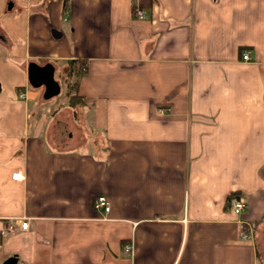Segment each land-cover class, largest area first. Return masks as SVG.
Returning <instances> with one entry per match:
<instances>
[{
    "label": "crops",
    "instance_id": "1",
    "mask_svg": "<svg viewBox=\"0 0 264 264\" xmlns=\"http://www.w3.org/2000/svg\"><path fill=\"white\" fill-rule=\"evenodd\" d=\"M0 46V102L84 63L78 115H0V227L27 221L2 264H264V0H0Z\"/></svg>",
    "mask_w": 264,
    "mask_h": 264
},
{
    "label": "rangeland",
    "instance_id": "2",
    "mask_svg": "<svg viewBox=\"0 0 264 264\" xmlns=\"http://www.w3.org/2000/svg\"><path fill=\"white\" fill-rule=\"evenodd\" d=\"M20 35L17 37L18 39L14 43V47H19L22 43V37ZM0 48H3L0 46ZM68 72L59 73V87H60V94H53L52 98H43L42 97V87H39L36 90L35 93H30L29 97L27 99L19 98L17 96L14 97L13 102H6L2 101L0 102V115H7V114H13L16 115L12 120L13 121H8L7 123L10 125V128H12L16 123L18 124L22 116L26 114L27 112V120L29 121L32 119V117L36 114H46L53 112L54 110H59L60 108L66 106V101H67V95L65 92H70L71 90L68 91V83H70L71 80H69ZM19 80V79H18ZM17 80V81H18ZM0 81L2 84V91L0 92V100L2 99L3 95H5L8 92V89L10 88L11 84H13L15 81L12 80L10 77H7L5 75L0 74ZM33 88L31 86L28 87V90L31 91ZM22 94V93H20ZM24 97V95H22ZM66 97V98H65ZM26 102L27 106V111L23 110L22 107H24L23 102ZM74 110L71 109L72 115L77 112V108L79 106L77 105H72L71 106ZM26 111V112H25ZM79 112H77V115ZM86 114H85V119H86ZM8 117H5L2 122H0V126H3L5 124V121L7 120ZM20 120V121H19ZM16 127V126H15ZM0 264L2 262L0 261Z\"/></svg>",
    "mask_w": 264,
    "mask_h": 264
},
{
    "label": "built area",
    "instance_id": "3",
    "mask_svg": "<svg viewBox=\"0 0 264 264\" xmlns=\"http://www.w3.org/2000/svg\"><path fill=\"white\" fill-rule=\"evenodd\" d=\"M134 16L137 18H142L144 17L143 15V10L140 8H135L133 10ZM249 52L250 50L245 48L241 52V59L242 60H248L249 59ZM23 95V94H20ZM158 111L160 113H165L170 111V107H159ZM22 176L19 174V172H14L11 174V178L13 179H19ZM244 198L242 196H232L229 198V205L230 209L234 214H239L243 208H244ZM92 205L94 209L106 213L109 209V201L103 194H98L95 196ZM239 231H238V236L240 240H252L253 238V223L249 221H243L239 220ZM27 228V221L22 219V218H10L8 219L2 226L0 227V234L2 235H9V234H14L17 232H20L24 229ZM132 249V244L131 242H125L123 244V251L127 254H130ZM257 264H261V262H258Z\"/></svg>",
    "mask_w": 264,
    "mask_h": 264
},
{
    "label": "water",
    "instance_id": "4",
    "mask_svg": "<svg viewBox=\"0 0 264 264\" xmlns=\"http://www.w3.org/2000/svg\"><path fill=\"white\" fill-rule=\"evenodd\" d=\"M26 78L32 86L44 85L43 98H48L58 91V85L53 79V66L50 63L39 65L35 62H29L26 66ZM15 261V256L11 255L6 257L3 263L14 264Z\"/></svg>",
    "mask_w": 264,
    "mask_h": 264
},
{
    "label": "trees",
    "instance_id": "5",
    "mask_svg": "<svg viewBox=\"0 0 264 264\" xmlns=\"http://www.w3.org/2000/svg\"><path fill=\"white\" fill-rule=\"evenodd\" d=\"M83 66H84V63H82L81 66H78V68L73 73V75L75 76V79L73 81H70V83H68V91L71 90L70 92H67L69 105H73V104L75 105L76 103L80 102V99L77 97L75 93L72 92V90L74 91V89L76 88L77 77L84 72ZM69 70H70V67L68 69V75L72 74V72H69ZM232 196H238V194L236 192H232L228 194L227 200H229V198Z\"/></svg>",
    "mask_w": 264,
    "mask_h": 264
}]
</instances>
